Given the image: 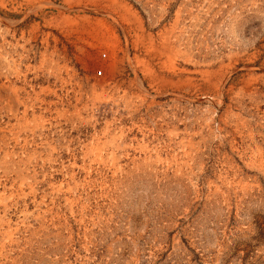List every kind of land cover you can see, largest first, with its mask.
Masks as SVG:
<instances>
[{
  "label": "rangeland",
  "instance_id": "1",
  "mask_svg": "<svg viewBox=\"0 0 264 264\" xmlns=\"http://www.w3.org/2000/svg\"><path fill=\"white\" fill-rule=\"evenodd\" d=\"M0 264H264V0H0Z\"/></svg>",
  "mask_w": 264,
  "mask_h": 264
},
{
  "label": "built area",
  "instance_id": "2",
  "mask_svg": "<svg viewBox=\"0 0 264 264\" xmlns=\"http://www.w3.org/2000/svg\"><path fill=\"white\" fill-rule=\"evenodd\" d=\"M104 57H106V52H104L103 54H102ZM98 75H102V73H103V70L102 69H100V70H98Z\"/></svg>",
  "mask_w": 264,
  "mask_h": 264
}]
</instances>
